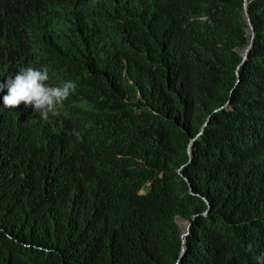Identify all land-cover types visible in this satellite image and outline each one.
<instances>
[{"label":"trees","instance_id":"1","mask_svg":"<svg viewBox=\"0 0 264 264\" xmlns=\"http://www.w3.org/2000/svg\"><path fill=\"white\" fill-rule=\"evenodd\" d=\"M245 4L0 0V83L77 85L47 121L0 91V264H178L193 215L180 264H258L264 0L242 65Z\"/></svg>","mask_w":264,"mask_h":264},{"label":"clouds","instance_id":"2","mask_svg":"<svg viewBox=\"0 0 264 264\" xmlns=\"http://www.w3.org/2000/svg\"><path fill=\"white\" fill-rule=\"evenodd\" d=\"M48 81L49 71L47 68L28 67L17 72L14 77L9 76L4 83H0V91H3L5 88L7 89V94L3 97V108L15 109L21 104L25 107L32 106L34 111L38 112L40 117L45 121L49 119L50 115L53 117L59 115V106L69 98V96L75 91L77 85L72 80H66L59 85L52 86L47 83ZM73 134L77 137V140L82 139L79 133L74 132ZM189 157L192 159L193 149L192 154L191 156L189 155ZM206 212L208 213V211ZM262 261H264V254L257 258L258 264H262Z\"/></svg>","mask_w":264,"mask_h":264},{"label":"water","instance_id":"3","mask_svg":"<svg viewBox=\"0 0 264 264\" xmlns=\"http://www.w3.org/2000/svg\"><path fill=\"white\" fill-rule=\"evenodd\" d=\"M246 1V4H245V17L247 19V22H248V25H249V29H248V34L250 35L251 37V41L249 43V45H247L246 49L244 50L243 52V62L242 64L247 60L248 58V54H249V51L250 49L252 48L253 46V42H254V39H255V30H254V26L251 22V18L249 16V13L247 11V1L248 0H245ZM237 75H238V82L240 80V73H239V68L237 70ZM220 110V109H219ZM219 110H216L215 112L219 111ZM210 121V117L208 118L207 122L205 123V125L203 126L200 134L195 138L193 139L190 144H189V155L191 156L192 154V149H193V145L195 143V141L198 139V138H201V136L204 134L205 132V129L208 125V122ZM187 180V183L190 187V193L194 194L193 193V188L191 186V182ZM206 200V199H205ZM207 201V200H206ZM208 203V201H207ZM204 215H207V212H205ZM197 217V215H193L190 219L186 220V219H183V218H178V223L180 224L181 226V238H182V250H181V254H180V258L178 260V264L181 263L182 261V258L184 257V255L186 254V242H187V238H188V235L192 229V225H193V222L195 220V218Z\"/></svg>","mask_w":264,"mask_h":264},{"label":"rangeland","instance_id":"4","mask_svg":"<svg viewBox=\"0 0 264 264\" xmlns=\"http://www.w3.org/2000/svg\"><path fill=\"white\" fill-rule=\"evenodd\" d=\"M228 105H229V103H227V104L225 105V107L228 108ZM218 110H219V109H218Z\"/></svg>","mask_w":264,"mask_h":264}]
</instances>
